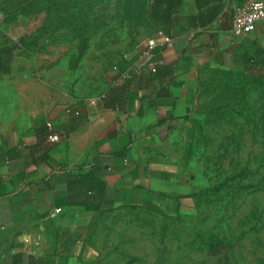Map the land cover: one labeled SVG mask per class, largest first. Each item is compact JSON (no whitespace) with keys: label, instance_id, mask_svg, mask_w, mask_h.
I'll return each instance as SVG.
<instances>
[{"label":"rangeland","instance_id":"rangeland-1","mask_svg":"<svg viewBox=\"0 0 264 264\" xmlns=\"http://www.w3.org/2000/svg\"><path fill=\"white\" fill-rule=\"evenodd\" d=\"M150 1L0 0V39L29 38L14 64L39 85L42 107L68 109L132 70L154 32ZM187 104L164 152L196 187L193 205L77 218L65 235L83 243L87 264H264V65L204 67Z\"/></svg>","mask_w":264,"mask_h":264},{"label":"crops","instance_id":"crops-1","mask_svg":"<svg viewBox=\"0 0 264 264\" xmlns=\"http://www.w3.org/2000/svg\"><path fill=\"white\" fill-rule=\"evenodd\" d=\"M225 8L226 0L204 27H176L169 44L154 31L152 53L145 57V47L129 62L130 81L123 72L103 96L68 109L41 106L39 85L14 64L21 50L13 52L0 75V264H87L83 243L65 235L93 212L86 207L193 205L196 187L164 152L169 127L185 113L204 67L240 68L264 52V23L235 37ZM197 13L194 0H183L181 17Z\"/></svg>","mask_w":264,"mask_h":264},{"label":"trees","instance_id":"trees-1","mask_svg":"<svg viewBox=\"0 0 264 264\" xmlns=\"http://www.w3.org/2000/svg\"><path fill=\"white\" fill-rule=\"evenodd\" d=\"M225 0H194L198 13L196 15L189 14L185 17L180 16V11L183 6V0H151L148 9V16L155 32L170 37L173 30L178 27L179 32L184 30V25L190 27H204L210 24L216 16L222 11ZM231 0H226L225 10L230 13L231 19L233 16L234 8H232ZM29 38H20L16 43L11 45L9 41H4L0 44V75H5L9 72L10 61L13 52L17 49H29L30 45L27 44ZM253 65L258 63L264 65V52L262 57L251 59L247 64ZM156 71V68H155ZM130 80H125L128 82ZM125 87L117 89L115 97L119 99L123 96ZM116 98L113 100L116 101ZM106 108H112L110 104H105ZM99 207H86V211L95 212Z\"/></svg>","mask_w":264,"mask_h":264},{"label":"built area","instance_id":"built-area-1","mask_svg":"<svg viewBox=\"0 0 264 264\" xmlns=\"http://www.w3.org/2000/svg\"><path fill=\"white\" fill-rule=\"evenodd\" d=\"M260 23H264V5L258 0H250L246 4L234 8L230 31L235 37L246 36L253 33L256 26ZM158 35L162 39L161 43L169 44L171 42V38L161 32H158ZM155 47L156 43L153 40H150L147 43L144 56L148 57ZM150 71L155 72L154 66L150 67ZM134 74L135 71L133 70L127 71L123 73L120 78L124 81L130 80ZM46 127L49 132H52V125L50 123H47ZM48 138L53 142L58 140V137L52 133ZM55 212L58 213L59 210H56Z\"/></svg>","mask_w":264,"mask_h":264}]
</instances>
